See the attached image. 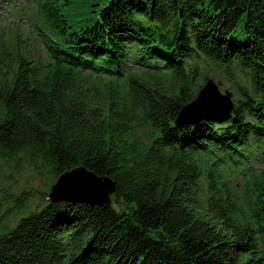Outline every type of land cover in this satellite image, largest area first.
Segmentation results:
<instances>
[{"label": "trees", "instance_id": "trees-1", "mask_svg": "<svg viewBox=\"0 0 264 264\" xmlns=\"http://www.w3.org/2000/svg\"><path fill=\"white\" fill-rule=\"evenodd\" d=\"M98 1L29 0L38 57L0 37V178L50 183L0 210V264H264V0ZM211 75L232 112L177 126ZM252 163L245 214L227 170ZM77 168L111 205L49 200Z\"/></svg>", "mask_w": 264, "mask_h": 264}, {"label": "rangeland", "instance_id": "rangeland-1", "mask_svg": "<svg viewBox=\"0 0 264 264\" xmlns=\"http://www.w3.org/2000/svg\"><path fill=\"white\" fill-rule=\"evenodd\" d=\"M83 1L86 0H79V2ZM89 1L94 2L95 0ZM106 2L105 0L98 1L101 6L106 4ZM37 21L29 0H0V37L7 41L6 47H10L11 50L36 57L44 54L43 47L38 39ZM69 21L71 24L73 23V16L70 17ZM206 75L207 71L202 66L199 83L203 82ZM209 79L214 80L221 94L225 95L226 92H229L231 100L235 103L238 95L236 89L231 86V83L225 79L220 80L212 75ZM249 166H252V170L257 168L256 163H252L245 164L244 170L236 169L233 173L227 170V173L232 175L229 185L235 191L237 211H241L243 208L245 214H247V208L244 206L246 196L243 188L244 185L242 186L244 183L242 171L245 173L251 170ZM49 185V179L46 175H39L31 168L25 167L21 170L14 167L9 168L0 178L1 212L9 207L13 208L15 198L21 195L25 197L23 201L24 205L29 207L30 210H34L41 203L43 194L48 190ZM203 185L204 187L200 195L202 199H205L208 195L206 182ZM4 192L8 193V195L5 196ZM15 219L16 216L12 215V220Z\"/></svg>", "mask_w": 264, "mask_h": 264}, {"label": "water", "instance_id": "water-1", "mask_svg": "<svg viewBox=\"0 0 264 264\" xmlns=\"http://www.w3.org/2000/svg\"><path fill=\"white\" fill-rule=\"evenodd\" d=\"M233 108L231 94H221L214 80L209 79L199 90L195 100L181 109L176 124L196 125L211 117H225ZM115 193V184L110 179L98 177L85 168H77L60 176L51 187L49 200L109 206Z\"/></svg>", "mask_w": 264, "mask_h": 264}]
</instances>
